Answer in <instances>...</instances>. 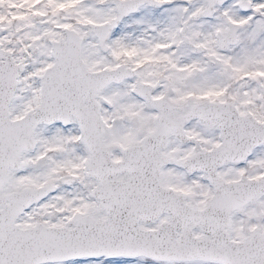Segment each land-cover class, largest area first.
Masks as SVG:
<instances>
[{"label":"snow or ice","instance_id":"1","mask_svg":"<svg viewBox=\"0 0 264 264\" xmlns=\"http://www.w3.org/2000/svg\"><path fill=\"white\" fill-rule=\"evenodd\" d=\"M0 264H264V0H0Z\"/></svg>","mask_w":264,"mask_h":264}]
</instances>
